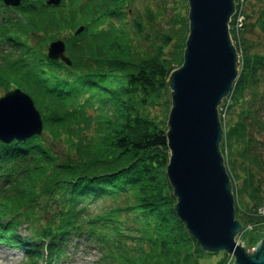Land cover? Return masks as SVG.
Masks as SVG:
<instances>
[{
  "label": "trees",
  "instance_id": "16d2710c",
  "mask_svg": "<svg viewBox=\"0 0 264 264\" xmlns=\"http://www.w3.org/2000/svg\"><path fill=\"white\" fill-rule=\"evenodd\" d=\"M47 1L10 7L0 0V96L23 89L44 119L41 135L0 140V242L22 247L32 264L60 261L74 240L97 250L96 264H204L213 253L178 215L167 174L168 79L184 62L189 31L177 12L181 0L139 13L135 0ZM170 3L175 13L163 27ZM246 3L243 29H235L236 17L231 22L242 65L222 105L221 150L237 218L259 225L264 42L258 49L253 36H264V0ZM57 38L66 40L72 65L47 56Z\"/></svg>",
  "mask_w": 264,
  "mask_h": 264
},
{
  "label": "water",
  "instance_id": "95a60500",
  "mask_svg": "<svg viewBox=\"0 0 264 264\" xmlns=\"http://www.w3.org/2000/svg\"><path fill=\"white\" fill-rule=\"evenodd\" d=\"M5 2L19 5L21 0ZM188 2L184 62L168 80L172 106L167 174L178 197L177 210L204 251L226 250L235 256L234 264H264V235L255 248L235 239L243 224L236 217L231 179L220 148L224 129L219 105L239 76L240 56L230 33L236 0ZM83 30L81 26L76 34ZM65 51V41L57 39L50 43L48 55L72 64ZM42 133V115L28 93L15 88L0 97V139L11 142Z\"/></svg>",
  "mask_w": 264,
  "mask_h": 264
},
{
  "label": "rangeland",
  "instance_id": "374dc122",
  "mask_svg": "<svg viewBox=\"0 0 264 264\" xmlns=\"http://www.w3.org/2000/svg\"><path fill=\"white\" fill-rule=\"evenodd\" d=\"M246 1L247 0L243 1V8L245 10H247L246 8L247 3L244 5ZM237 2H238V9H240L239 5L241 4V0ZM148 4H151L155 8V10H157V6H163L161 0H135L133 7H134L135 12L139 13L140 11H143ZM172 6L173 5H171L170 3L169 8L167 10V16L165 18L166 20L162 19L163 27L168 26L167 23L170 17L169 15H172L175 13L174 10L172 9ZM188 11H189L188 1L181 0V8L177 12L183 16H187ZM236 27H238V25H236ZM64 35L67 36L68 34L65 33ZM253 37L256 39V44L260 46L257 48L261 49L263 47V46L261 47V45L264 42V36H262L261 34H255ZM234 44L236 48H238L237 43L235 42ZM226 108L227 107H225V109L222 111V114H224V116H225ZM156 111L159 112L161 116L166 113V111L164 110V106L163 108L162 107L160 108L159 106L156 109ZM223 156H224V163L230 175L232 191L235 197V194H237L235 187L233 188V185H235V180L232 177V173H231L232 170L229 168L227 157L225 154H223ZM236 185L238 187H241L242 185L241 178L238 179V182L236 183ZM20 233L22 236H25L29 234V231L25 228H21ZM263 235H264V223L259 224V225H252L249 227H244L236 235L235 239L238 243H240V240H241L242 245L244 246L254 245V247H256L258 242L262 241ZM247 249L251 250V248H247ZM225 256H226V259H225ZM97 257H98L97 250L92 249L90 246H88L84 242L77 244V240H75L72 245H69L67 247L66 257L64 258V260L62 261L63 263L61 264H96ZM234 261H235L234 255L225 254L223 250H219L216 253H213L212 255L210 254L203 259L204 264H233ZM24 262L26 263L27 260L25 258L24 251L20 247H16V246L6 244L4 242H0V264H24ZM38 264H45V263L43 262V260H40Z\"/></svg>",
  "mask_w": 264,
  "mask_h": 264
}]
</instances>
